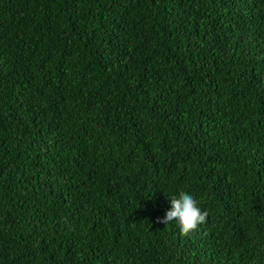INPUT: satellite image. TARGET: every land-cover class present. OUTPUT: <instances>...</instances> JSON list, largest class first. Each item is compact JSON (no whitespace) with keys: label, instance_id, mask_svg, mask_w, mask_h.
<instances>
[{"label":"trees","instance_id":"obj_1","mask_svg":"<svg viewBox=\"0 0 264 264\" xmlns=\"http://www.w3.org/2000/svg\"><path fill=\"white\" fill-rule=\"evenodd\" d=\"M0 264H264V0H0Z\"/></svg>","mask_w":264,"mask_h":264},{"label":"clouds","instance_id":"obj_2","mask_svg":"<svg viewBox=\"0 0 264 264\" xmlns=\"http://www.w3.org/2000/svg\"><path fill=\"white\" fill-rule=\"evenodd\" d=\"M170 204V210L164 217H158L157 222L170 225L176 221L182 235L187 236L197 230L199 225L207 222L209 212L202 211L198 206L199 201L184 190H180L178 196H170Z\"/></svg>","mask_w":264,"mask_h":264}]
</instances>
